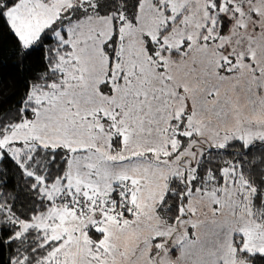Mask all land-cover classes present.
Wrapping results in <instances>:
<instances>
[{"label":"snow or ice","instance_id":"6c2138e0","mask_svg":"<svg viewBox=\"0 0 264 264\" xmlns=\"http://www.w3.org/2000/svg\"><path fill=\"white\" fill-rule=\"evenodd\" d=\"M5 36L0 264H264V0H0Z\"/></svg>","mask_w":264,"mask_h":264},{"label":"trees","instance_id":"16d2710c","mask_svg":"<svg viewBox=\"0 0 264 264\" xmlns=\"http://www.w3.org/2000/svg\"><path fill=\"white\" fill-rule=\"evenodd\" d=\"M0 105L4 108L18 103L23 92L24 82L20 71L15 67L17 60L12 56L13 44L8 37L0 38ZM13 173L10 170V176Z\"/></svg>","mask_w":264,"mask_h":264}]
</instances>
